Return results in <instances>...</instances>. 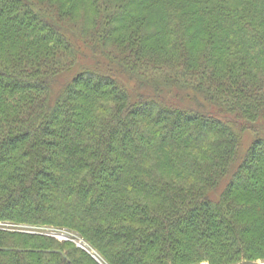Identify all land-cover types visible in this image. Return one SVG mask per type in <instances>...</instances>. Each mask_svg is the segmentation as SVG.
<instances>
[{
  "label": "trees",
  "instance_id": "obj_1",
  "mask_svg": "<svg viewBox=\"0 0 264 264\" xmlns=\"http://www.w3.org/2000/svg\"><path fill=\"white\" fill-rule=\"evenodd\" d=\"M257 131L264 0H0V221L104 259L0 228V264L264 260Z\"/></svg>",
  "mask_w": 264,
  "mask_h": 264
},
{
  "label": "rangeland",
  "instance_id": "obj_2",
  "mask_svg": "<svg viewBox=\"0 0 264 264\" xmlns=\"http://www.w3.org/2000/svg\"><path fill=\"white\" fill-rule=\"evenodd\" d=\"M145 4H146V2H145ZM144 7H146V5H143V7H141V8H144ZM85 8H86L85 5H83L82 3H78V4H76L74 6V12H75L76 15L79 16V15H81L84 12ZM153 42H154L153 40H149L148 43H147V47L148 48H152L153 47L152 46ZM194 47L195 46L193 45L192 48H194ZM83 63H88V62H84V60H83ZM252 133L255 136V133L253 131H252ZM256 133H258L259 136H263L264 135V131H257ZM250 135H252V134L250 133ZM0 228H5V229H8V230H18V231L22 230V231L36 232V233L39 232V233H44V234H47V235H52L55 238H57L55 236V234L58 235V237H59L61 233L68 232L69 235H71V236L83 241L85 244H87L94 254H96L97 256L102 258L100 252L94 246H92V244L88 240H86L83 236L78 234L76 231L71 230V229H69L67 227H56V226H53V225H38V224H29V223H14V222H8V221H6V222L0 221ZM262 262H264V260L251 261V262H246V263H242V264H261ZM199 264H207V263L206 262H202V263H199Z\"/></svg>",
  "mask_w": 264,
  "mask_h": 264
},
{
  "label": "built area",
  "instance_id": "obj_3",
  "mask_svg": "<svg viewBox=\"0 0 264 264\" xmlns=\"http://www.w3.org/2000/svg\"><path fill=\"white\" fill-rule=\"evenodd\" d=\"M55 236H56L59 240H70V241L74 242L75 244H77V246H79V247L85 249L86 251L92 253V255H93L97 260L100 261L99 257L91 251L90 247H89L87 244H85L83 241H81V240H79V239H77V238H75V237L69 235L68 232H63V233H61L59 237H58V235H56V234H55ZM100 262H101V261H100Z\"/></svg>",
  "mask_w": 264,
  "mask_h": 264
},
{
  "label": "bare ground",
  "instance_id": "obj_4",
  "mask_svg": "<svg viewBox=\"0 0 264 264\" xmlns=\"http://www.w3.org/2000/svg\"><path fill=\"white\" fill-rule=\"evenodd\" d=\"M261 264H264V262H262Z\"/></svg>",
  "mask_w": 264,
  "mask_h": 264
}]
</instances>
